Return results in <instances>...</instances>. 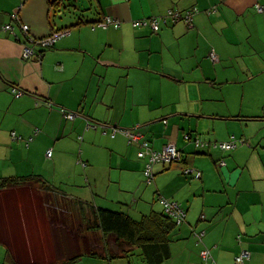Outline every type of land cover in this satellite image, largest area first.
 I'll return each instance as SVG.
<instances>
[{"label":"crops","instance_id":"1","mask_svg":"<svg viewBox=\"0 0 264 264\" xmlns=\"http://www.w3.org/2000/svg\"><path fill=\"white\" fill-rule=\"evenodd\" d=\"M52 1L0 0V25L14 24L23 42L0 33V180L37 176L55 198L110 208L135 220L164 212L161 196L176 200L188 211L177 233L185 264H203L202 247L210 248L218 264H234L244 247L251 252L246 264H264V12L256 9L264 0H76V12L63 18ZM170 8H197L193 27L163 23L154 33L132 25ZM14 12L34 38L62 28H71V34L46 50L41 62L24 60L29 42L12 19ZM106 15L121 20V28L93 30L91 24ZM213 50L218 61L210 56ZM13 87L24 94L16 97ZM62 110L81 116L69 121ZM89 120L108 127L87 129ZM114 127L137 128L155 150L171 143L184 159L157 166L156 180L146 186L139 146L121 134L113 137ZM13 132L23 141L13 140ZM233 137L247 142L240 140L227 152L193 145L197 138L225 142ZM221 160L224 166L218 165ZM185 167L202 171V179L186 178ZM27 187L0 190V245L5 260L50 264L55 253L49 232L44 250L49 259L28 263L17 245L24 233L15 225L33 218L28 210L20 216L23 205L15 201ZM83 188L90 193L81 197ZM36 194H27L34 211L43 206ZM8 214L17 216L10 228L3 218ZM194 230L206 232L203 246ZM75 242H70L71 255H82L75 264L92 257ZM170 249L168 262L178 245ZM142 255L147 264L161 259L154 256L151 262Z\"/></svg>","mask_w":264,"mask_h":264},{"label":"rangeland","instance_id":"2","mask_svg":"<svg viewBox=\"0 0 264 264\" xmlns=\"http://www.w3.org/2000/svg\"><path fill=\"white\" fill-rule=\"evenodd\" d=\"M259 5H261V4H259ZM262 6H264V5H262ZM15 14H17V15H15ZM18 16L20 17L19 12L12 13V19L19 21V22H17V24L20 27V23L24 24V22L21 20V18L16 19V17H18ZM181 22L186 24L189 27V24L186 23L185 21H181ZM181 22H179V23H181ZM15 32H17L16 26H15V31L10 30V31L6 32L5 34L7 36L14 38L15 40L17 39L18 42H22L21 39H18L16 37ZM27 40H28V38H27ZM28 42H29V40H28ZM32 45H33V43H32ZM45 51L46 50H43V52H45ZM43 52H42V54H43ZM33 58L35 60L41 62V60L38 59L36 56H33ZM33 58H31L30 60H33ZM24 60H28V59H24ZM13 89H14V87L12 88V91H13ZM20 91H22V90H20ZM23 94H24V92H23ZM66 112H67L66 110H62L63 115H65L64 118H66L69 121H73L79 117V116H77V117L75 116L73 118L69 117V112H77V111H69L68 110V113H66ZM79 115L81 116L80 113H79ZM86 126H88L87 128H91L88 124ZM19 141L22 142L23 140L21 139ZM50 150H52L51 155H49V154L47 155V158H49V159L52 157V154H53V149H50ZM80 164H81L80 166L82 168L86 167L85 162H81ZM174 164H179V163H174ZM160 165L161 164H159V166ZM69 170H71V169H69ZM144 176H145V174H144ZM33 178H34V176H33ZM36 178L40 179L37 176H36ZM144 181H145V178H144ZM144 183L146 184V186H149L146 182H144ZM31 185H33V186H31ZM25 186H29V187H27V188H29V189H27L28 191H25V193L20 195L17 199H15V201L17 202L18 205H23L22 207H20V216H23L21 214V212L24 214H27V210H28L29 213L33 216V218H32V220H29V221H23L22 220L20 222V225H15V227L19 226L21 228V230H23L22 232L24 233V235H23L24 238L22 240L21 239L17 240V243H18L17 245L21 244V246L23 247L24 255L26 254V257H27L26 261H28V263L31 261H33V262L39 261L40 262V259H49L48 256L46 255V251H44L45 250V244H46V236H48L47 232H49V234L52 235V238L50 239L49 247L54 249L53 252L55 253V255L51 256L53 261L50 264H55V263H59L62 260H66L67 258L66 259L63 258L65 256L64 255L65 253L69 257L72 256L71 253L75 249L71 250L70 242H73L75 240V238H76V242H75L76 247H77V243L79 244L80 243L79 241L82 240L81 241L82 247L80 249V252H85V249L87 251L88 250L87 245L89 243H91V246H95L94 248H95L96 252H99L100 254L101 253L104 254L105 247H104V243L101 242V240L104 239L102 233H100L98 231H94V230H86L85 227L79 226L80 224H82V212H81L80 208L76 207L73 204V201L68 202L62 198H55L54 195L51 196V193L46 191V187L44 186V184H41L40 181L38 182V181L28 180V181H25L23 183H19L16 185V187H21V188L25 187ZM31 187H33V188H31ZM26 192L37 193L36 194L37 202L39 203V205H43V206H37L36 205L34 207L36 209V211L31 210V208L28 207V203L30 202V198L27 196L28 193H26ZM78 193L80 194L81 197H83L84 194L90 193V188H83L82 191L80 190V191H78ZM46 202H48L50 204H48ZM33 203H34V201H33ZM44 204H46V205H44ZM113 207H115V206H113ZM18 208L19 207H16V206L12 207L13 210L18 209ZM72 209H73V211H72ZM7 210H9V208ZM15 217H17V216L12 215V214H8L7 216H3V218L9 224L8 225L9 228L13 227V224L11 222L13 221V219ZM78 228H80L81 230H83V228H84V231H81V232L77 231V232H75V237L72 236V233L75 231V229H78ZM180 228L181 227L178 226L176 228V230L174 231V233L170 236V240H171L170 245L172 248H176V246L178 245V253H176V255L174 256V258L171 261L168 262L167 261L168 259H166V260L164 259V261L162 263H156V264H185L183 259L181 258V255H182L181 250L183 248V245L179 244L180 241L178 239H180V237H179V235H177ZM7 231H9V229H7ZM84 232H85V234H84ZM38 234L41 235V237H39ZM25 235H26V239H25ZM105 238H107L106 239L107 240L106 246L110 249V252L120 254L121 249L119 248V246L115 242V236L109 235L108 237H105ZM94 244H96V245L98 244V245L96 246ZM123 248H125L126 251H130V252L127 254H122L121 257L114 258L110 262L106 259L108 261V263L112 262L111 264H147V263H144L143 258H141V256H143V255H142V250L140 248L133 249L132 251H131L130 247L124 246ZM77 251H79V250H77ZM47 254H49V253H47ZM75 254H77V253H75ZM5 255H6V248H5V246L0 245V264H10L7 260H5L6 259ZM15 255H17V253L13 252L12 256L15 257ZM38 255H40V256H38ZM106 262L96 260L95 258H92V257H84L77 264H107Z\"/></svg>","mask_w":264,"mask_h":264},{"label":"built area","instance_id":"3","mask_svg":"<svg viewBox=\"0 0 264 264\" xmlns=\"http://www.w3.org/2000/svg\"><path fill=\"white\" fill-rule=\"evenodd\" d=\"M256 9L258 12H264V6L257 4ZM215 11V9H211L209 11H206L208 14ZM199 13V10L197 8H193L187 11H179L173 8H170L167 10V12L161 16H151V17H145L137 20L132 21V25L135 28L140 27H149L151 28L154 33L159 31L160 25L163 23H171L173 25L178 24L181 21H185L189 24V27H193V20L194 16ZM17 15V14H15ZM14 15V16H15ZM16 19H20V17H16ZM122 26V21L114 18L112 16H105L104 19L96 24H94V28H99L106 30L109 27H113L115 29H119ZM20 28L22 32L27 36L30 43H26L24 45V51L22 56L24 59H31L33 56H37L38 59H42V56L44 54L43 50H48L49 48H52L57 41H59L61 38L68 36L71 31L66 30H58L53 32L51 35L43 38H34L33 36L29 35L30 33V26L26 23H20ZM10 30L15 31V26L12 23L5 24L0 27V32H8ZM16 33V32H15ZM16 37L18 38V35L16 33ZM33 43V45H32ZM43 52V54H42ZM211 58L214 61H218V56L213 50L210 53ZM14 94L17 97H20L23 95V92L18 90L17 88L13 89ZM68 113V110H66ZM80 116L78 112H69V117ZM88 125L91 128L98 129L102 128L105 129L108 126L100 124L98 122L94 121H88ZM90 129V128H87ZM39 130H36V133H38ZM107 133V131H105ZM117 134H121L124 137L127 138L128 142L130 144H137L139 146V152L138 156L141 159H144L145 162V182L147 184H152L155 180V167L157 164H165V163H171L174 161H179L183 158V152L180 151L177 147L167 144L165 145L161 150H155L149 141L144 139V136L141 132L138 131L137 128H118L114 127L112 130V136L115 137ZM12 138L15 141L23 140V138L17 135L16 132L12 133ZM81 138V137H80ZM187 140H190V137H186ZM240 140L235 139L234 137L225 142H210L202 139H198L195 141V144L197 147L200 148H208V149H219L221 151H228L231 149H234L238 146V142ZM242 142H244L243 139H241ZM28 143V142H27ZM52 150H49L47 152V155L50 154ZM221 166L225 165V161L221 160L218 162ZM186 174H192L193 178L196 180L202 179V172L197 169H187ZM160 203L164 208V212L172 217L173 219H176L178 224H181L184 222L187 211L182 206V204L176 200H172L166 197L161 196L160 197ZM204 217L202 216V219ZM205 231L197 232L196 237L198 238L199 242L203 241V238L205 236ZM238 242H243V235L238 236ZM201 258L203 260V264H218L214 257L211 254V251L209 248H204L201 253ZM251 259V252L245 248H243L235 258L234 264H246L248 260Z\"/></svg>","mask_w":264,"mask_h":264},{"label":"trees","instance_id":"4","mask_svg":"<svg viewBox=\"0 0 264 264\" xmlns=\"http://www.w3.org/2000/svg\"><path fill=\"white\" fill-rule=\"evenodd\" d=\"M52 5L55 7L56 11H60L62 13V18L66 17L69 14H74L76 12V9H77L76 8V6H77L76 0H53ZM104 17L102 19H100L99 21L91 24L93 30L99 29V28H94V24L102 21L104 19ZM82 23L83 22H81V19H80V21L77 23V25H81ZM1 26H3V25H0V27ZM66 29L71 31V28H62V29H58V30H66ZM58 30H56V31H58ZM0 33H2V32H0ZM3 33H5V32H3ZM17 35H18V33H17ZM65 37H67V36H65ZM18 38H19V36H18ZM19 39H21V38H19ZM55 45L52 48H54ZM49 49H51V48H49ZM198 139H200V138L195 139L194 143ZM190 140L192 141L191 138H190ZM147 141H149V140H147ZM240 143L245 144L246 142L244 140V142H240ZM240 143H238V146L236 148H234L233 150L237 149L240 146ZM200 149L208 150V148H200ZM228 151H232V149L228 150ZM225 152H227V151H225ZM183 158H184V153H183ZM183 158L181 160H179V162L183 161ZM179 162L174 161V162L167 163V164L165 163V165L169 164L171 166L174 163H179ZM161 165H164V164H161ZM187 169H192V168L185 167L183 170V175L190 180H196L193 178L192 174H186L185 173ZM28 180L38 181V182L40 181V179H38L36 177H34V178L33 177L3 178V180H0V189L14 188V187H16L17 184L23 183V182L28 181ZM44 186L47 187L46 184H44ZM63 199L68 200L66 198H63ZM68 202H71V200H69ZM73 204H75L76 206L81 208V212H82V224L81 225L83 227H85L86 230H94V231H98V232L102 233L103 238H104L103 240H101V242L104 243V247H105L104 254H102V253L100 254L99 252H96V250L94 248L95 246H91V243H89L87 245V246H89L88 252H87L88 255L92 256L94 258H104V259H107L109 262L112 261V259H114V258L121 257L122 254H127L130 252V251H126V249L123 248L124 246L130 247L131 251L133 249L140 248L142 250L143 254L146 256L147 260H149L151 262H152L151 258H153L154 256L161 258V259H159L158 263H162L164 261V259L165 260L170 259L171 258L170 236L174 233V231L176 230V228L178 226L185 224V222L187 221V218H188L187 209H186L187 215H186L184 222H182V224H178L176 219H173L172 217L167 215L165 212H161V213L153 212L152 214L143 216L139 220H135L130 215H127L124 212L115 211V210L108 209V208L97 209V208H94L93 206L89 207V205H88L89 208L88 207L85 208L86 203H83L81 201L80 202L74 201ZM204 219H205V217L203 218V220ZM176 225H177V227H176ZM81 231H83V230H81ZM197 232H201V230L200 231L194 230L193 231V237L196 239V242L198 245L203 246L206 234L203 238V241L199 242L198 238L196 237ZM109 235L115 236V242L119 246V248L121 249L120 254L119 253H111L110 249L106 246V244H107L106 239L107 238H105V237H108ZM240 235H242V234H240ZM94 245H96V244H94ZM204 248H206V247H202V249L200 250V253ZM85 252H86V249H85ZM64 255L65 256L63 258L64 259L67 258V259L62 260L59 263H55V264H75L79 259L82 258V255H74L73 257L67 256L66 253ZM7 259H8L7 260L8 262L16 264V263H14V261L12 260V258L10 256H8ZM153 262L155 263V261H153ZM153 262L151 264H153ZM35 264H38V263H35Z\"/></svg>","mask_w":264,"mask_h":264},{"label":"bare ground","instance_id":"5","mask_svg":"<svg viewBox=\"0 0 264 264\" xmlns=\"http://www.w3.org/2000/svg\"><path fill=\"white\" fill-rule=\"evenodd\" d=\"M25 35V34H24ZM30 35V34H29ZM64 38V37H63ZM17 40V39H16ZM18 41V40H17ZM23 43V42H22ZM37 57V56H36ZM28 60H30V59H28ZM33 60H34V58H33ZM42 60V59H41ZM65 116V115H64ZM262 119V118H261ZM71 120V119H70ZM99 122V121H98ZM104 125V124H103ZM86 127H88V126H86ZM130 128V127H129ZM204 139V138H203ZM232 139V138H231ZM245 140V139H244ZM188 141V140H187ZM247 142V141H246ZM190 143H192V142H190ZM171 144V143H170ZM194 146H196L195 144H193ZM245 145V144H244ZM151 146H152V144H151ZM175 146V145H174ZM199 150H200V148L199 147H197ZM180 150V149H179ZM233 150V149H232ZM50 155V154H49ZM225 158V157H224ZM139 159H141V158H139ZM184 159V158H183ZM221 159V158H220ZM220 159H218V160H220ZM217 161V160H216ZM177 162H179V161H177ZM167 164V163H166ZM158 165V167H159V164H157ZM165 165V164H164ZM169 165V164H168ZM160 166H162V165H160ZM157 167V168H158ZM170 167V166H169ZM221 167V166H220ZM156 168V167H155ZM188 168V167H187ZM221 169V168H220ZM156 173V172H155ZM186 173V172H185ZM145 177V176H144ZM156 180V179H155ZM145 182V181H144ZM36 185V184H35ZM31 186H33V185H31ZM65 204V203H64ZM79 205V204H78ZM76 206V205H75ZM123 206V205H122ZM94 207V206H93ZM124 207V206H123ZM89 208V207H88ZM130 208V207H129ZM129 208H127V209H129ZM83 209V208H82ZM110 209V208H109ZM120 209V208H119ZM124 209H126V208H123V210ZM134 209V208H133ZM132 209V210H133ZM138 209V208H137ZM80 210H81V208H80ZM260 210H262V208L260 209ZM72 211H73V209H72ZM79 211V210H78ZM84 211V210H83ZM86 211V210H85ZM135 211V210H134ZM136 212H138V211H136ZM156 212V211H155ZM76 213V212H75ZM85 213V212H84ZM74 215V214H73ZM91 216V215H90ZM203 216V215H202ZM182 224V223H181ZM71 226V225H70ZM78 226V225H77ZM83 227V226H82ZM88 227V226H87ZM176 227H177V225H176ZM80 229V228H79ZM83 231H84V228H83ZM79 232V231H78ZM75 233V232H74ZM92 233V232H91ZM83 234V233H82ZM84 234H85V232H84ZM83 234V235H84ZM95 234V233H94ZM195 235V234H194ZM81 236V235H80ZM238 237V236H237ZM85 239V238H84ZM78 241V240H77ZM82 241V240H81ZM81 241H79V242H81ZM244 241V240H243ZM7 242V241H6ZM242 243V242H241ZM18 244V243H17ZM23 244V243H22ZM81 244V243H80ZM245 248V247H244ZM210 249V248H209ZM212 252V251H211Z\"/></svg>","mask_w":264,"mask_h":264}]
</instances>
